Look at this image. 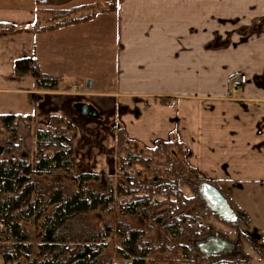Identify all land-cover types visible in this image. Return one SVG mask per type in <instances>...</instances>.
Instances as JSON below:
<instances>
[{
  "label": "crops",
  "instance_id": "obj_1",
  "mask_svg": "<svg viewBox=\"0 0 264 264\" xmlns=\"http://www.w3.org/2000/svg\"><path fill=\"white\" fill-rule=\"evenodd\" d=\"M39 9L38 0H0V97L14 100L0 115L32 114L42 126L53 115L65 116L78 128V161L89 157L96 173L111 170L117 128L145 147L180 142L188 163L261 237L264 0H116L107 12L116 18L107 90L94 71L101 53H86L103 47L102 32L91 31L97 14L40 32ZM7 24L13 28L4 30ZM22 58H35L43 72L62 76L60 89L38 90L31 75H17L15 63ZM236 73L248 77L240 89L230 82ZM82 105L96 115H84Z\"/></svg>",
  "mask_w": 264,
  "mask_h": 264
},
{
  "label": "rangeland",
  "instance_id": "obj_2",
  "mask_svg": "<svg viewBox=\"0 0 264 264\" xmlns=\"http://www.w3.org/2000/svg\"><path fill=\"white\" fill-rule=\"evenodd\" d=\"M51 3L53 4H50L49 8L53 10L50 13L41 12L38 27L48 25L53 18H55L54 22L72 21L78 17L88 16L92 12H96L97 23L96 25L93 23L91 31L94 33L95 30L97 35L102 32L103 47L101 51H86V53L89 56H93L94 53H101V67L97 65L94 71L101 75L102 90H107L106 83L110 81L114 72L116 45V18L114 15L107 14V12L113 11L112 8L116 1L71 0L62 5L56 4L55 1ZM38 5L40 8L44 7L41 2ZM61 10L64 11L62 12ZM80 45L83 46L81 41ZM82 46L77 47L80 58L85 56L83 54L85 48ZM94 67L95 65L92 64V68ZM88 81L86 80L82 90L86 89ZM69 83L72 84L73 81L70 80ZM12 103H14L13 98L0 97V110L7 109L13 105ZM35 120L31 134L27 137L26 135L23 136L24 144H20L21 142L18 141L19 151H24L30 159H33L32 153L36 150L35 127L37 125L42 126L37 122L36 118ZM116 131H122L125 134L122 128H117ZM19 133H27L24 124L21 125ZM8 136L9 133L0 123V138ZM124 144L126 150L117 148L111 170L100 172L104 176L102 180L91 184L92 189L100 194H106L107 196L112 194L113 203L107 209H99L94 213L88 214L79 223V228L81 229L90 227L108 234L101 241L107 248L105 256L108 261H111L112 264H133V262H142L143 264H214L219 261L229 262V264H264V249L261 247L264 244V234L261 237L258 236L255 224L246 221V217L239 213L237 221L228 223L210 211L198 192L201 182L205 179L202 177L199 180L195 176L196 173L190 168L191 165L187 161V151L180 147L176 141H158L153 146L145 147L136 141L128 139L126 136ZM167 150L175 155L179 162L182 160L186 164V168L183 171L182 165H180V175L177 177L178 183L176 186L182 192L184 198L179 203L176 196L168 194L170 186L165 187L167 185L166 182H169L171 183V188H173L175 186L174 179H176L172 172L166 170V155L164 152H167ZM129 161L132 164L130 166L127 165ZM78 162L83 167L86 166L85 168L87 169L91 167L89 157L82 162ZM130 179L132 181H129ZM37 180L40 188L45 190L61 188L66 193H72L77 188L76 183L64 173L40 177ZM151 185L154 186V190L148 191L147 187ZM138 198H151L154 206L150 209V214L147 216L124 214L123 204ZM179 206L183 210H177V208H180ZM184 212L187 215H195L197 224L184 237L178 239L165 226L171 224L173 216H180ZM157 217L162 218V223L157 222ZM24 226L33 240H36L42 231L40 222L35 223L32 221ZM3 229L4 226L0 224V231ZM132 230L138 231L141 237L140 245L135 248V254H131L125 247V239L131 235ZM216 233L235 243L236 249L233 254L210 256L202 254L196 249V240L204 239ZM1 247L2 243L0 241V249ZM136 256H138L137 260H135ZM3 263L4 258L0 252V264Z\"/></svg>",
  "mask_w": 264,
  "mask_h": 264
},
{
  "label": "trees",
  "instance_id": "obj_3",
  "mask_svg": "<svg viewBox=\"0 0 264 264\" xmlns=\"http://www.w3.org/2000/svg\"><path fill=\"white\" fill-rule=\"evenodd\" d=\"M52 1L62 5L71 0H38V3L44 4L39 11L50 13L53 10L49 8V5L53 4ZM115 8L116 4L112 10L114 11ZM95 15L96 12H92L88 16L64 22H54L55 18H53L48 25L37 26V31L42 32L69 23L87 21ZM2 26L4 30L13 28L8 24ZM15 71L19 76L31 75L38 90H59L63 81L60 75H49L43 72L35 58L18 59L15 63ZM34 122L36 120L32 114L4 113L0 115V123L9 133L8 137L0 138V145L4 148L3 154L0 155V224L4 226V229L0 231L2 243L0 252L4 258L3 264H112L107 260L105 256L107 248L101 242L108 234L90 227L79 228V223L88 214L109 208V205L113 203V195L107 196L92 189L91 184L100 182L104 176L85 168L86 166L83 167L78 162L75 145L77 126L61 115H53L45 127L37 125L34 131L36 150L32 153L33 159H30L24 151H19L18 141L24 144L23 136L27 137L31 134ZM23 124L27 133L20 134ZM116 138L117 148L126 150L124 144L126 135L119 131L116 133ZM177 143L186 150L182 143ZM164 154L166 170L176 177L173 188L169 182H166L165 187L170 186L168 194L176 196L179 203L184 198L176 186L177 177L180 175V165L183 171L186 164L182 160L179 162L177 157L168 150ZM127 165L132 164L129 161ZM190 168L201 180L202 177L198 171L191 166ZM57 173L69 176L76 183V190L66 193L61 188L56 190L40 188L37 178ZM147 190L153 191L154 186H148ZM153 206L151 198H138L123 204L122 209L124 214L147 216ZM179 207L177 210L182 209L181 206ZM156 220L162 223L161 217H157ZM32 221L40 222L42 227L36 240L30 238L24 226ZM196 224L197 217L184 212L180 216H173L171 224L165 227L176 238L181 239L193 226L196 227ZM125 240L127 250L135 254V248H138L141 242L138 231L132 230L131 235ZM137 259L138 256L135 260ZM133 264L143 263L133 262ZM214 264H229V262L219 261Z\"/></svg>",
  "mask_w": 264,
  "mask_h": 264
},
{
  "label": "water",
  "instance_id": "obj_4",
  "mask_svg": "<svg viewBox=\"0 0 264 264\" xmlns=\"http://www.w3.org/2000/svg\"><path fill=\"white\" fill-rule=\"evenodd\" d=\"M80 110L84 115H96L88 105H82ZM3 152L4 148L0 146V155H2ZM198 192L205 205L219 218L230 223L238 220L239 215L237 210L233 207L230 200L225 196L222 190L215 184L210 181L203 180L199 186ZM195 247L200 253L210 256L233 254L236 249L234 242L224 236H221L219 233L209 235L204 239L196 240Z\"/></svg>",
  "mask_w": 264,
  "mask_h": 264
},
{
  "label": "built area",
  "instance_id": "obj_5",
  "mask_svg": "<svg viewBox=\"0 0 264 264\" xmlns=\"http://www.w3.org/2000/svg\"><path fill=\"white\" fill-rule=\"evenodd\" d=\"M230 82L234 89H240L248 83V77L246 74L236 73L231 77ZM262 248L264 249V244Z\"/></svg>",
  "mask_w": 264,
  "mask_h": 264
},
{
  "label": "flooded vegetation",
  "instance_id": "obj_6",
  "mask_svg": "<svg viewBox=\"0 0 264 264\" xmlns=\"http://www.w3.org/2000/svg\"><path fill=\"white\" fill-rule=\"evenodd\" d=\"M241 220V219H240Z\"/></svg>",
  "mask_w": 264,
  "mask_h": 264
}]
</instances>
